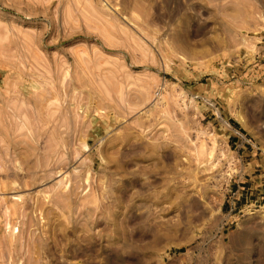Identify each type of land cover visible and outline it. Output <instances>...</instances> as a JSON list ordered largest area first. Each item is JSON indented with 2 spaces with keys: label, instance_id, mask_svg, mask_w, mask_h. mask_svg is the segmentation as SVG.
<instances>
[{
  "label": "rangeland",
  "instance_id": "obj_1",
  "mask_svg": "<svg viewBox=\"0 0 264 264\" xmlns=\"http://www.w3.org/2000/svg\"><path fill=\"white\" fill-rule=\"evenodd\" d=\"M0 264H264V0H0Z\"/></svg>",
  "mask_w": 264,
  "mask_h": 264
}]
</instances>
